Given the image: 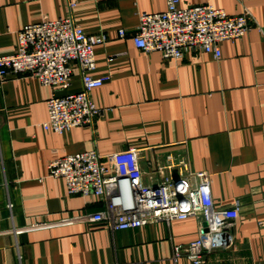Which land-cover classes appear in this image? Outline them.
Returning a JSON list of instances; mask_svg holds the SVG:
<instances>
[{
	"label": "crops",
	"instance_id": "crops-1",
	"mask_svg": "<svg viewBox=\"0 0 264 264\" xmlns=\"http://www.w3.org/2000/svg\"><path fill=\"white\" fill-rule=\"evenodd\" d=\"M205 5L252 23L244 38L222 45L219 60L202 52L166 60L135 46L140 16L165 12L167 0H0V57L17 52L23 29L47 21L71 18L87 35L108 37L95 48L92 76L108 81L91 93L104 111L94 127H44L53 94L83 90L76 65L65 90L0 77V264H194L174 262L176 246L201 236L194 218L116 232L105 223L34 229L106 209L104 199L71 195L66 179L49 175L52 161L130 149L140 151L146 185L190 178L175 168L183 160L193 185V173L209 175L218 207L241 203L227 247L204 264H264V0H180L181 8Z\"/></svg>",
	"mask_w": 264,
	"mask_h": 264
},
{
	"label": "built area",
	"instance_id": "built-area-1",
	"mask_svg": "<svg viewBox=\"0 0 264 264\" xmlns=\"http://www.w3.org/2000/svg\"><path fill=\"white\" fill-rule=\"evenodd\" d=\"M69 7L73 9L75 4L70 3ZM251 25L248 15L230 16L211 5L181 8L180 0H167L165 12L140 16L132 38L137 48L161 53L166 60L183 59L187 52L211 54L219 60L222 45L244 38ZM119 36L126 37V31H120ZM19 39L14 55L0 57V77H33L53 90H65L72 85L76 65L81 71L83 90L64 97L53 94L44 127L59 134L76 127H94L104 111L96 107L91 93L108 81L92 76L96 69L95 48L107 44L108 37L89 36L73 19L66 18L28 26L20 32ZM139 154L137 149L111 156L91 151L52 161L49 175L66 179L71 195L104 199L106 209L34 229L105 223L116 232L194 218L199 222L201 236L186 246H176L174 262L187 257L194 264H204L208 254L227 247L225 237L241 216V203L237 201L230 208L218 207L209 175L193 173L192 178L197 179L193 185L189 162L183 160L175 168L190 178H164L153 186L146 185ZM166 170L171 167L161 168V175ZM12 207L10 204L9 208Z\"/></svg>",
	"mask_w": 264,
	"mask_h": 264
},
{
	"label": "water",
	"instance_id": "water-1",
	"mask_svg": "<svg viewBox=\"0 0 264 264\" xmlns=\"http://www.w3.org/2000/svg\"><path fill=\"white\" fill-rule=\"evenodd\" d=\"M204 226H205V227H207V225H206V224H205Z\"/></svg>",
	"mask_w": 264,
	"mask_h": 264
}]
</instances>
